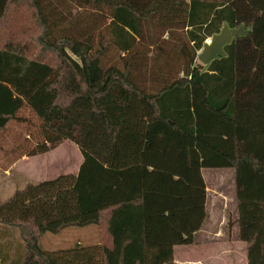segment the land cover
Listing matches in <instances>:
<instances>
[{
  "label": "trees",
  "instance_id": "obj_1",
  "mask_svg": "<svg viewBox=\"0 0 264 264\" xmlns=\"http://www.w3.org/2000/svg\"><path fill=\"white\" fill-rule=\"evenodd\" d=\"M224 24L249 31L200 64ZM23 108L38 131L14 159L69 139L82 161L0 200V264H175L203 168L234 170L237 237L264 264V0H0V136ZM88 224L95 243L39 246Z\"/></svg>",
  "mask_w": 264,
  "mask_h": 264
},
{
  "label": "rangeland",
  "instance_id": "obj_2",
  "mask_svg": "<svg viewBox=\"0 0 264 264\" xmlns=\"http://www.w3.org/2000/svg\"><path fill=\"white\" fill-rule=\"evenodd\" d=\"M22 41H27V37H23ZM28 43L33 52L38 53L39 49L42 50L33 41ZM41 55L43 59L55 62L53 53L43 50ZM196 61L199 62L197 58ZM19 115L23 120L10 122L6 131L0 136V200L9 197L15 189L21 188L29 182H39L61 173L73 172L77 159L79 157L82 159L77 146L69 139L61 141L47 152L34 156H20L14 159L12 149L20 143L24 144L28 135L32 139L31 133L35 134L38 131V121L28 108H23ZM17 160L19 161L15 163ZM201 176L204 186L205 184L208 186V189L206 186L204 188L206 198L204 207L207 210L213 207L216 216H218V221L223 220L225 214V221L222 222L221 227L224 228L225 238L226 236L228 238L223 243V247L221 245L217 247L214 241L208 237L207 239L210 241L205 244L210 246V252L206 257L213 258L216 251L218 253L232 252L236 258L233 261L228 259L227 264H235V260L236 264H243V247L237 240L236 227L233 225V218L236 216L234 171L232 168H204ZM213 219L209 217L205 223L207 226H203L204 234L211 235L207 231H213L214 225L211 226L210 223ZM218 221L217 225L219 227L220 222L218 224ZM13 231L14 238H18V232ZM202 233L203 231L198 232V234ZM197 236L199 237V235ZM97 240H99L98 227L95 224H88L86 226L64 227L56 233L44 232L39 236L38 243L42 249L52 250L66 248L76 242L92 244ZM179 246V250H183L185 247V245ZM194 251H197V249ZM184 253L183 250L178 254L179 257L181 256L178 261L182 264L185 260Z\"/></svg>",
  "mask_w": 264,
  "mask_h": 264
},
{
  "label": "crops",
  "instance_id": "obj_3",
  "mask_svg": "<svg viewBox=\"0 0 264 264\" xmlns=\"http://www.w3.org/2000/svg\"><path fill=\"white\" fill-rule=\"evenodd\" d=\"M19 160H17L15 163H17ZM81 161H82V159H80V157H79V159H77V161L75 163L74 171L68 172V173H76ZM203 169H201V172L203 171ZM205 186H206V188L208 187L206 184H205ZM235 207H236V201H235ZM205 210H206V216L204 217L200 228L192 233L194 242H192L190 244H185V247L183 249L185 252L183 255L185 260L183 263L184 264H225V263L227 264L228 259L233 261V259L236 258V256L233 255L232 252H229V253L219 252L218 253V251H216L213 258H209L206 256H208V254L210 252V246L205 244L207 241H210L207 239L208 237L214 241V244H216L217 247L220 245L223 247V243L228 240L227 236L225 238L224 228L221 227L222 222L225 221V214H224V219L218 221V216H216V214H215L216 212L213 210V207L210 208L209 210H207V208H205ZM208 215H210L209 216L210 218L211 217L214 218L213 221L210 222L211 226L214 225V227L212 228L213 231L210 232V231L206 230L207 233L209 232V233H211V235L204 234V229H202L203 226H207L205 223L208 221V218H209ZM236 217H237V209H236V216L233 218V223H234L233 225L236 227V233H238L237 223L235 222ZM217 221H218V224L220 222L219 227L217 225ZM200 231H203V233L198 234V232H200ZM197 235H199V237ZM197 238H200V239H197ZM237 240L241 243V245L243 247V249H242L243 258H244L243 264H247L245 243L243 241L239 240L238 237H237ZM179 248H180V246L178 245V246H175V249H174L173 258H174L175 264H182L178 261L179 258H181V256L179 257L178 254H180V252L183 250H179ZM195 249H197V251H194ZM235 264H236V260H235Z\"/></svg>",
  "mask_w": 264,
  "mask_h": 264
},
{
  "label": "water",
  "instance_id": "obj_4",
  "mask_svg": "<svg viewBox=\"0 0 264 264\" xmlns=\"http://www.w3.org/2000/svg\"><path fill=\"white\" fill-rule=\"evenodd\" d=\"M249 31L243 25L230 28L224 24L218 33L211 36L210 42H204L200 50L197 51L198 61L205 65L212 59L224 54V45L231 42V40L239 35H244Z\"/></svg>",
  "mask_w": 264,
  "mask_h": 264
},
{
  "label": "built area",
  "instance_id": "obj_5",
  "mask_svg": "<svg viewBox=\"0 0 264 264\" xmlns=\"http://www.w3.org/2000/svg\"><path fill=\"white\" fill-rule=\"evenodd\" d=\"M211 37H208L204 42H210Z\"/></svg>",
  "mask_w": 264,
  "mask_h": 264
}]
</instances>
